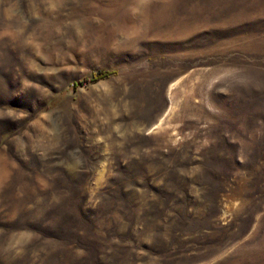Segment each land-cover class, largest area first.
<instances>
[{
	"label": "rangeland",
	"instance_id": "obj_1",
	"mask_svg": "<svg viewBox=\"0 0 264 264\" xmlns=\"http://www.w3.org/2000/svg\"><path fill=\"white\" fill-rule=\"evenodd\" d=\"M0 264H264V0H0Z\"/></svg>",
	"mask_w": 264,
	"mask_h": 264
},
{
	"label": "trees",
	"instance_id": "obj_2",
	"mask_svg": "<svg viewBox=\"0 0 264 264\" xmlns=\"http://www.w3.org/2000/svg\"><path fill=\"white\" fill-rule=\"evenodd\" d=\"M108 75H110L109 73H100V74H97L95 77H93V79H103V78H106L108 77Z\"/></svg>",
	"mask_w": 264,
	"mask_h": 264
}]
</instances>
